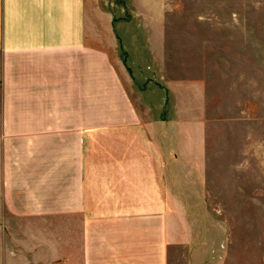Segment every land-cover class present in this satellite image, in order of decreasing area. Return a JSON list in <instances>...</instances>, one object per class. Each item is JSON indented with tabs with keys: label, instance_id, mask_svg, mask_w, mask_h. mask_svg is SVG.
I'll return each instance as SVG.
<instances>
[{
	"label": "crops",
	"instance_id": "crops-1",
	"mask_svg": "<svg viewBox=\"0 0 264 264\" xmlns=\"http://www.w3.org/2000/svg\"><path fill=\"white\" fill-rule=\"evenodd\" d=\"M97 11L0 0V264H209L181 175L206 164L202 92L150 107Z\"/></svg>",
	"mask_w": 264,
	"mask_h": 264
},
{
	"label": "rangeland",
	"instance_id": "rangeland-1",
	"mask_svg": "<svg viewBox=\"0 0 264 264\" xmlns=\"http://www.w3.org/2000/svg\"><path fill=\"white\" fill-rule=\"evenodd\" d=\"M96 4L104 10L97 11V34L110 19L116 43L108 44L126 54L150 107L168 98L170 82L175 100H185L178 94L184 86L204 97L196 104L205 121L206 164L200 172L181 170L205 181L204 200L188 204L203 245L197 257L264 264V0Z\"/></svg>",
	"mask_w": 264,
	"mask_h": 264
}]
</instances>
